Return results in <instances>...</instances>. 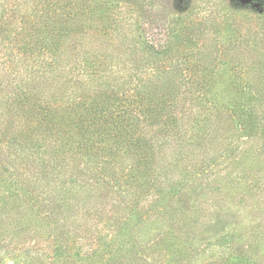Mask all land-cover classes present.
Returning a JSON list of instances; mask_svg holds the SVG:
<instances>
[{
	"label": "trees",
	"instance_id": "16d2710c",
	"mask_svg": "<svg viewBox=\"0 0 264 264\" xmlns=\"http://www.w3.org/2000/svg\"><path fill=\"white\" fill-rule=\"evenodd\" d=\"M88 11L108 12L99 5ZM76 15L71 0H0V218L10 203L24 202L49 233L52 264H85L99 259V250L104 264H117L126 257L120 237L152 196L155 167L181 146L186 102L206 110L190 123L193 135H204L212 121L251 132L264 115V90L254 88L251 73L243 80L238 72L228 75L236 87L219 89L223 75L213 61L194 76L164 71L168 43L136 41L146 59L134 55L132 40L86 48L87 34L78 36L70 22ZM120 49L128 53L119 57ZM79 214L108 216L112 237H93L89 248L73 240L63 228ZM20 233L17 227L11 240ZM223 264L251 259L236 255Z\"/></svg>",
	"mask_w": 264,
	"mask_h": 264
},
{
	"label": "rangeland",
	"instance_id": "374dc122",
	"mask_svg": "<svg viewBox=\"0 0 264 264\" xmlns=\"http://www.w3.org/2000/svg\"><path fill=\"white\" fill-rule=\"evenodd\" d=\"M71 3L78 15L70 22L76 34H87L82 40L86 48L105 47V43L121 47L130 40L149 41L156 48L168 43L170 50L160 68L164 71L176 69L194 76L212 67L207 62L213 61L214 72L223 75L219 89L238 85L228 76L238 72L243 80L251 73L254 88L264 90V0L247 5L239 0ZM98 5L108 12L97 17L88 11ZM140 29L145 30L142 38ZM135 45L134 55L146 59L140 44ZM119 51V57L128 53ZM241 65H246L243 70ZM186 103L189 111L182 122L181 146L167 165L155 167L152 196L142 203L143 214L133 221L128 236L120 237L127 258L117 264H223L236 255L249 257L251 264H264V115H258V125L251 132L212 121L204 135H193L188 131L190 123L204 117L206 110ZM175 186L181 187L179 193L170 195ZM74 198L81 199L78 194ZM5 213L0 218V264H52L46 244L49 233L38 218L29 215L26 204L10 203ZM15 217L19 221L13 225ZM107 218L79 214L63 231L73 240L83 239L78 243H88L89 248L93 237L102 241L112 237ZM17 227L21 233L12 241ZM163 235L166 241L158 243ZM74 245L72 251L77 242ZM97 255L99 259L85 264H104L101 257L107 255L101 250ZM69 264L84 263L70 260Z\"/></svg>",
	"mask_w": 264,
	"mask_h": 264
},
{
	"label": "water",
	"instance_id": "95a60500",
	"mask_svg": "<svg viewBox=\"0 0 264 264\" xmlns=\"http://www.w3.org/2000/svg\"><path fill=\"white\" fill-rule=\"evenodd\" d=\"M242 4L247 5L252 3L254 0H239Z\"/></svg>",
	"mask_w": 264,
	"mask_h": 264
}]
</instances>
